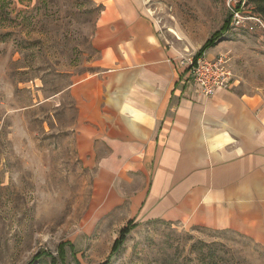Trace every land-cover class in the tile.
<instances>
[{"label": "rangeland", "instance_id": "rangeland-1", "mask_svg": "<svg viewBox=\"0 0 264 264\" xmlns=\"http://www.w3.org/2000/svg\"><path fill=\"white\" fill-rule=\"evenodd\" d=\"M145 3L180 54L215 43L242 84L264 95V25L246 0ZM102 8L0 0V264H206L205 244L220 248L218 264H264V246L230 229L121 213L88 223L94 171L76 152L70 85L96 57Z\"/></svg>", "mask_w": 264, "mask_h": 264}, {"label": "crops", "instance_id": "crops-1", "mask_svg": "<svg viewBox=\"0 0 264 264\" xmlns=\"http://www.w3.org/2000/svg\"><path fill=\"white\" fill-rule=\"evenodd\" d=\"M90 69L71 77L86 219L230 229L264 246V95L237 75L204 96L145 0H96ZM218 45L204 54L214 57Z\"/></svg>", "mask_w": 264, "mask_h": 264}, {"label": "built area", "instance_id": "built-area-1", "mask_svg": "<svg viewBox=\"0 0 264 264\" xmlns=\"http://www.w3.org/2000/svg\"><path fill=\"white\" fill-rule=\"evenodd\" d=\"M259 21L264 25L261 20ZM181 62L186 66L188 79L199 86L204 96H211L221 89L230 88L235 80L228 52H220L214 57H208L204 53L197 57L196 53L190 54L184 56Z\"/></svg>", "mask_w": 264, "mask_h": 264}, {"label": "trees", "instance_id": "trees-1", "mask_svg": "<svg viewBox=\"0 0 264 264\" xmlns=\"http://www.w3.org/2000/svg\"><path fill=\"white\" fill-rule=\"evenodd\" d=\"M6 1V0H4ZM247 4H250L251 9L253 10L255 16L258 17L264 23V0H246ZM216 44H212L209 47H213ZM209 47L205 48L201 52L196 53V57L202 55ZM134 221V220H131ZM205 249L199 250L202 253V261H205L206 264H218L216 260H222V256L219 253V247L217 244H205ZM64 253V250H61V254ZM63 257V256H62Z\"/></svg>", "mask_w": 264, "mask_h": 264}]
</instances>
